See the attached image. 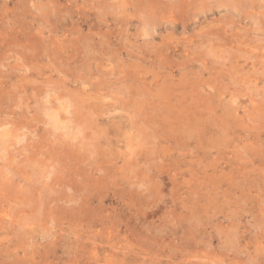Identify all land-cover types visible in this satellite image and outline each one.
<instances>
[{
    "label": "rangeland",
    "instance_id": "rangeland-1",
    "mask_svg": "<svg viewBox=\"0 0 264 264\" xmlns=\"http://www.w3.org/2000/svg\"><path fill=\"white\" fill-rule=\"evenodd\" d=\"M0 264H264V0H0Z\"/></svg>",
    "mask_w": 264,
    "mask_h": 264
},
{
    "label": "bare ground",
    "instance_id": "bare-ground-1",
    "mask_svg": "<svg viewBox=\"0 0 264 264\" xmlns=\"http://www.w3.org/2000/svg\"><path fill=\"white\" fill-rule=\"evenodd\" d=\"M58 115V114H57ZM57 115L55 116V114H53V117L55 116V118H54V123H59V122H61V123H63L62 122V119H59V116L57 117ZM74 198V197H73ZM77 200H78V198H77ZM79 201V200H78Z\"/></svg>",
    "mask_w": 264,
    "mask_h": 264
}]
</instances>
